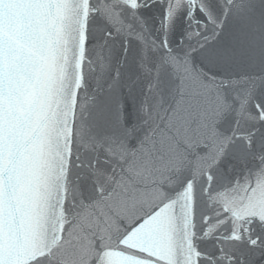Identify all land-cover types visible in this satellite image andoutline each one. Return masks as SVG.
Segmentation results:
<instances>
[{
    "label": "snow or ice",
    "instance_id": "obj_1",
    "mask_svg": "<svg viewBox=\"0 0 264 264\" xmlns=\"http://www.w3.org/2000/svg\"><path fill=\"white\" fill-rule=\"evenodd\" d=\"M0 264H264V0H0Z\"/></svg>",
    "mask_w": 264,
    "mask_h": 264
}]
</instances>
